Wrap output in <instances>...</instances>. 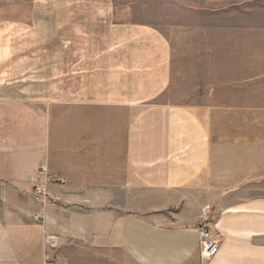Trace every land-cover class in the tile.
Instances as JSON below:
<instances>
[{
	"label": "crops",
	"instance_id": "crops-1",
	"mask_svg": "<svg viewBox=\"0 0 264 264\" xmlns=\"http://www.w3.org/2000/svg\"><path fill=\"white\" fill-rule=\"evenodd\" d=\"M31 9L0 25V91L23 94L0 98V264H264L252 109L179 102L169 39L124 6Z\"/></svg>",
	"mask_w": 264,
	"mask_h": 264
},
{
	"label": "rangeland",
	"instance_id": "rangeland-1",
	"mask_svg": "<svg viewBox=\"0 0 264 264\" xmlns=\"http://www.w3.org/2000/svg\"><path fill=\"white\" fill-rule=\"evenodd\" d=\"M73 4L124 6L126 11L114 15L155 26L172 45V88L179 102L236 106L238 116L242 111L254 116L255 132L264 130V0H0V25L12 17L28 20L33 5H45L41 15L48 18L60 15L55 7ZM53 26L47 19V40L54 36ZM13 85L1 90L0 98L22 96L21 83Z\"/></svg>",
	"mask_w": 264,
	"mask_h": 264
},
{
	"label": "built area",
	"instance_id": "built-area-1",
	"mask_svg": "<svg viewBox=\"0 0 264 264\" xmlns=\"http://www.w3.org/2000/svg\"><path fill=\"white\" fill-rule=\"evenodd\" d=\"M46 169L41 168V173L45 175V183L47 184H63L62 180L57 179L55 176L46 175ZM33 198L36 202L42 205H49L50 200L44 186L35 185L32 190ZM34 220H39V217L34 216ZM199 246H200V255L202 259H211L216 256L218 253L219 247L218 243L212 241L209 237V234L206 231H201L199 233Z\"/></svg>",
	"mask_w": 264,
	"mask_h": 264
}]
</instances>
